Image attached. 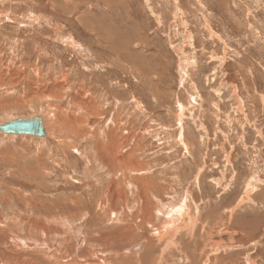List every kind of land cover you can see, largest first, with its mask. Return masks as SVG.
<instances>
[{"label": "rangeland", "instance_id": "374dc122", "mask_svg": "<svg viewBox=\"0 0 264 264\" xmlns=\"http://www.w3.org/2000/svg\"><path fill=\"white\" fill-rule=\"evenodd\" d=\"M0 70V124L64 116L74 96L141 135L152 192L170 207L185 198L203 238L192 259L183 230L186 251L161 264H264V0H0ZM177 103L190 109L182 128ZM32 137L0 133V219L61 214L49 205L70 200L81 207L67 213L88 215L107 182L85 156L95 139Z\"/></svg>", "mask_w": 264, "mask_h": 264}, {"label": "bare ground", "instance_id": "6f19581e", "mask_svg": "<svg viewBox=\"0 0 264 264\" xmlns=\"http://www.w3.org/2000/svg\"><path fill=\"white\" fill-rule=\"evenodd\" d=\"M183 75L181 77L185 76ZM50 77L48 76V78ZM61 80L60 83L56 80L58 93L66 85L65 75H62ZM45 84L44 87H46ZM79 87L78 89H80ZM86 91L88 92L87 89ZM25 98L28 99L29 96H25ZM72 99L69 102L70 110H72H68L70 113H65L64 116L57 115V113L54 116L47 114L41 117L46 137L55 138L57 141L65 138L72 142L87 137L95 139L94 146L90 151L87 149L89 153L87 155L85 153V156L88 157L87 162L91 164L94 173L107 177L103 197L94 202L93 209L88 215L86 214L88 211L83 209L77 210L74 214L67 213L66 210L70 204L72 209L81 207L76 204V200H70L68 204H65V207L58 206V209L54 203L49 205L55 212L59 209L63 210L61 214L48 213L45 208V211L40 209L39 212L35 206L32 207L33 209L31 208L32 215L23 216L24 220L15 219L11 220L13 223H8L0 219V264H161L164 254L172 247L185 249V240L178 237L183 230L191 233V237L188 236L185 239L193 241L194 247L197 248L190 258L198 257L200 248L198 244H201L200 241L203 238L199 239L200 235L192 234L196 215L187 208L185 198L184 202L170 207L158 198L159 194L152 192L151 180L144 177L147 166L146 162L142 166L141 156L144 148L137 144V139L141 135L139 136L138 133L134 135L129 123L127 122V125L123 123L118 112L108 119H104L101 117V110L93 104L91 98L86 103L80 102L81 105H78L79 102L77 103L80 100H76L74 96ZM193 100L195 101L194 97ZM177 104L175 117L178 120V126L182 128L184 112L186 110L190 112V109L186 108L184 104ZM139 107L136 105V109ZM80 108L83 110L81 111ZM90 117L99 119L100 124L96 127L89 126L88 119ZM123 124L125 127L121 128L124 126ZM178 142L185 150L188 149L181 136L178 137ZM63 145L71 147L72 150L75 149L72 143L63 141L61 146ZM160 187L164 189L163 186ZM16 195L19 194L16 193ZM21 198L27 204L30 202H35L36 205L42 203L38 202L39 198H33L34 200L30 202L25 195H22ZM61 205L64 203L62 202ZM118 205L120 206L119 210H117ZM37 212L43 215H33ZM80 217L83 218L82 223L74 226ZM184 236L182 235L183 238ZM138 242L141 244L136 245ZM138 246H141L142 249L144 247L143 251L132 253ZM213 248L215 249V247ZM187 252H189V248H187ZM188 258L186 255V260ZM248 262L253 264L254 261Z\"/></svg>", "mask_w": 264, "mask_h": 264}, {"label": "water", "instance_id": "95a60500", "mask_svg": "<svg viewBox=\"0 0 264 264\" xmlns=\"http://www.w3.org/2000/svg\"><path fill=\"white\" fill-rule=\"evenodd\" d=\"M0 133L13 135H27L36 138L46 137V131L41 116L21 117L0 124ZM138 246L134 250L140 249Z\"/></svg>", "mask_w": 264, "mask_h": 264}]
</instances>
